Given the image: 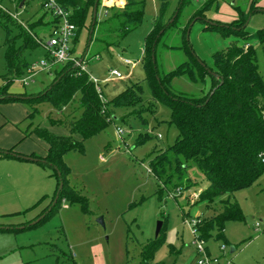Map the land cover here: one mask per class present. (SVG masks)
<instances>
[{"label": "rangeland", "instance_id": "obj_1", "mask_svg": "<svg viewBox=\"0 0 264 264\" xmlns=\"http://www.w3.org/2000/svg\"><path fill=\"white\" fill-rule=\"evenodd\" d=\"M170 1L173 8L177 7L179 0ZM260 1L263 6L264 0ZM206 2L192 0L191 7L185 9L179 19L182 27ZM248 4L249 0H220L218 8L213 9L208 17L230 24L236 15L235 7L244 9ZM117 8L124 10L125 6ZM159 9V0H146L141 26L127 33L117 46L108 49L94 42L87 46L90 17L77 30L70 43L71 57L81 60L85 54V71L91 80L98 83L106 103L133 83L142 86L143 100L150 101L143 52ZM0 12L8 14L2 16L0 13L2 88L6 74L5 26L15 46L20 47L24 38L18 25L28 27L27 24L40 19L48 24L52 16L38 0L28 3L0 0ZM97 19L98 22L105 19L102 10L98 11ZM262 19L264 13L250 17L248 32L253 34ZM203 27L201 21L194 23L188 40L196 55L210 66L213 54L225 49L235 38L207 32ZM35 32L42 40H48V25L36 28ZM178 32L179 28L171 30L164 39V45L179 47L182 39ZM250 41L257 50L258 66L264 80L263 48L254 40ZM45 54L43 47L29 49L25 52V59L32 65H38L46 61ZM125 60H129L131 65L123 72L121 68L125 67ZM186 61L188 56L178 49H158V64L164 72L175 70ZM60 66L36 72L25 85L27 95L49 88L55 80L54 72ZM113 70L121 71L124 78H112ZM172 86L177 92L199 96L209 90L210 79L208 77L202 85L182 77L175 79ZM76 108L77 103L58 112L50 104L43 103L38 106L39 113L33 121H26L20 128L25 133L30 125H33L32 130L37 125H48L49 120L76 119L81 113L78 111L72 117L71 112ZM169 120L170 111L163 105H157L154 114L146 111L138 114L134 108H115L112 124L83 141V152L71 151L65 155L70 185L79 192L85 206L62 202L49 211L56 178L48 166L26 162L8 168L1 166L0 208L8 217L2 223L18 231L0 234V264H143L142 248L156 238L159 239V247L153 263L196 264L200 256L193 225L198 218L212 216L220 201L227 199L228 195L215 199L210 207L205 203L192 205L197 200L194 195L199 196L201 190L208 186L194 165H190L189 173L199 183L196 188L169 194L159 187L150 172L149 161L178 138V131L169 125ZM233 200L239 204L245 220L226 224L224 236L227 244L213 233L205 241V247L212 259L219 260V264H264V175L251 187L235 193ZM100 218L104 228L98 223ZM159 223L161 232L156 236ZM231 248H234L233 252Z\"/></svg>", "mask_w": 264, "mask_h": 264}, {"label": "trees", "instance_id": "obj_2", "mask_svg": "<svg viewBox=\"0 0 264 264\" xmlns=\"http://www.w3.org/2000/svg\"><path fill=\"white\" fill-rule=\"evenodd\" d=\"M22 1L28 3L31 0H15L18 3ZM38 1L44 9L46 0ZM125 1L124 10L118 9L115 5L102 7V0H60V4L71 13L70 19L77 32L88 17L92 23V12L97 3V15L98 11L103 10L105 19L98 22L96 18L87 46L90 47L94 42L108 49L117 46L120 39L142 24L146 0ZM219 1L207 0L203 7L193 12L182 27L179 19L183 11L191 7L192 0H179L175 8L172 7L170 0H159V13L153 22L151 32L146 37L143 53L145 81L151 93L149 102L143 100L142 86L133 83L114 100L106 103L102 91L99 95L86 71L81 70L74 62L61 64L54 72L53 84L38 94L9 93L10 88L18 83V80L30 75L29 69L32 64L26 61L25 52L42 47L44 43L35 29L48 25L50 31L58 20L52 17L48 24H44L40 19L27 24L28 27L18 25L24 38L20 47L15 46V41L5 26L6 74L3 78L5 83L0 88V105L11 103L26 105L29 108L26 120L30 121L39 113L38 106L43 103L50 104L58 112L77 103L78 108L72 110L71 116L78 111L81 112L76 119L49 120L46 127L37 125L25 134L26 137L34 135L48 146L46 156L30 157L41 160L38 164L53 170L56 189L51 205L57 200L52 210L62 202L85 206L79 192L70 185L68 179L70 170L64 157L71 151L83 152V141L96 136L111 125L113 109L134 108L138 114L142 111L154 114L156 106L163 105L170 111L169 125L176 128L178 138L173 145L153 155L149 161L150 172L161 189L169 194L181 193L199 185L189 173L190 165H194L208 182V186L201 190L192 205L205 203L210 207L215 199L228 195L227 199L220 201L219 208L214 209L212 216L198 218L193 225L197 240L208 241L212 234L216 233L217 239L227 244L224 236L226 224L245 220L239 204L233 200L234 194L251 187L264 175V80L258 66L257 50L250 41L254 40L262 46L264 52V27L251 34L246 25L250 17L264 11L258 6L260 0H249L247 8L235 7L234 21L224 24L208 17L213 9L218 8ZM1 14L3 16L7 13ZM176 14L174 21L170 23ZM197 21L204 24L203 29L207 32L235 38V41L228 44L225 49L213 54L210 66L196 55L187 39L189 28ZM91 23L88 26L89 33ZM177 28L182 44L179 47L165 46L164 39L167 34ZM160 47L164 50L178 49L188 56V61L175 70L164 72L158 64ZM45 53L48 59L49 54L46 51ZM83 57L77 60L84 63ZM182 77L193 84L202 85L209 77V90L199 96L177 92L172 83ZM47 127L61 128L67 134L56 135ZM0 151V160L15 159L4 154V151L21 155L12 149ZM0 231L18 230L0 228ZM158 247V238L144 245L141 252L143 264H157L152 260Z\"/></svg>", "mask_w": 264, "mask_h": 264}, {"label": "crops", "instance_id": "obj_3", "mask_svg": "<svg viewBox=\"0 0 264 264\" xmlns=\"http://www.w3.org/2000/svg\"><path fill=\"white\" fill-rule=\"evenodd\" d=\"M125 4H126L125 0H102L101 2L102 7H112L114 5L117 7H122V6L124 7ZM261 4L262 2L260 1L258 6L264 10V5L262 6ZM102 13H103V10H102ZM261 13H264V12H261ZM235 19H236V15L232 21H234ZM259 24L260 25L257 28L258 29L263 28L264 19H262L259 22ZM126 68L127 67L121 68V71H123L122 69L126 70ZM15 85H18L19 87L14 88ZM15 85L10 88L9 93L13 95H23L26 93L25 87L22 86L20 83H16ZM28 115H29V108L24 104L11 103V104L0 105V150H11L12 149L15 152L21 155H24V156L36 155L39 157H44L46 156V153L48 150L47 144L41 141L40 139L36 138L34 135L26 137L25 136L26 132L24 133L23 130L20 128L26 121H28L26 120ZM32 126L30 125L29 127L30 129H27V131L31 130ZM40 126L46 127V125H40ZM47 128L49 129V131L59 136H64L67 134L66 131L61 128H50V127H47ZM20 162L34 163V162H27V161H22L18 159H1L0 167L4 166V168H8L10 166L17 165L16 163H20ZM6 218H8L7 215L4 213L3 209L0 208V227L1 228H8L7 224L2 223V221H4ZM1 233L6 235V234H11L13 232L0 231V234ZM207 252L209 253L208 249H207Z\"/></svg>", "mask_w": 264, "mask_h": 264}, {"label": "built area", "instance_id": "obj_4", "mask_svg": "<svg viewBox=\"0 0 264 264\" xmlns=\"http://www.w3.org/2000/svg\"><path fill=\"white\" fill-rule=\"evenodd\" d=\"M43 6L45 11L58 20V23L49 31L48 40L44 41L42 44L44 50L49 54V58L46 59V61H41L38 65L33 64L29 69L30 75L17 81L23 86L28 84V81L36 74V72L42 69L49 70L50 67L54 65L74 62L76 66H80L81 70L85 71L84 63L71 57L70 43L76 35V26L70 19L71 13L61 6L60 0H46ZM247 47L248 45L246 48ZM123 63L125 67L131 65L129 60H125ZM111 76L114 79L124 78L122 72L118 70H113ZM92 81L95 84L97 93L100 95L101 90L98 87V83L95 80ZM194 196L195 199L198 198V196ZM196 242L197 251L200 256V260L196 264H219L218 259H212L208 254L204 241L197 240ZM223 249L222 251H224Z\"/></svg>", "mask_w": 264, "mask_h": 264}, {"label": "water", "instance_id": "obj_5", "mask_svg": "<svg viewBox=\"0 0 264 264\" xmlns=\"http://www.w3.org/2000/svg\"><path fill=\"white\" fill-rule=\"evenodd\" d=\"M21 6H22V4H21ZM21 6H20V7H21ZM92 15H93V16H92V23H91L92 28H91V31H90V33H89V39H91V36H92V29H93V26H94L95 21H96V18H97V3H96V5H95L94 8H93ZM176 16H177V14L173 17V19L171 20L170 23H172V22L174 21V19H175ZM249 20H250V19H249ZM249 20L247 21L246 25H248ZM190 29H191V27L189 28V31H188V33H187V39L189 38ZM86 52H87V51H86ZM153 60H154V58H153ZM80 63H81V62H80ZM122 70L125 71L124 69H122ZM0 152H1V151H0ZM3 153L6 154V155H11L13 158L18 159V160H22V161L34 162V163H38V162L41 161V160H39V159H36V158L30 157V156L18 155V154H14V153L6 152V151H4ZM58 175L60 176L59 173H58ZM56 200H57V199H56ZM56 200H54V202H53L51 208L49 209V211H51L52 207L55 205ZM98 223H99L103 228L105 227L102 218H100V219L98 220ZM0 228H1V227H0ZM160 230H161V223H159L158 226H157L156 236H158ZM233 250H234V248H231V252H232Z\"/></svg>", "mask_w": 264, "mask_h": 264}]
</instances>
